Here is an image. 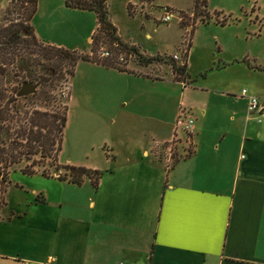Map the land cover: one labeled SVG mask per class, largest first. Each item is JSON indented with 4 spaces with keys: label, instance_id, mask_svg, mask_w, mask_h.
Returning <instances> with one entry per match:
<instances>
[{
    "label": "crops",
    "instance_id": "crops-1",
    "mask_svg": "<svg viewBox=\"0 0 264 264\" xmlns=\"http://www.w3.org/2000/svg\"><path fill=\"white\" fill-rule=\"evenodd\" d=\"M34 32L48 45L66 46ZM138 75L174 90L181 84ZM205 94L206 102L190 106L200 110L190 113L194 153L172 166L149 155L174 139L177 113L187 109L182 96L170 109L172 123L152 96L116 90L108 80L78 95L83 145L100 149L105 165L60 163L101 171L98 186L40 173L28 176L49 183L30 191L22 182H0V264H264V122L249 114L248 96L237 110L228 94ZM230 110L220 125L217 113ZM119 147L129 150L125 157Z\"/></svg>",
    "mask_w": 264,
    "mask_h": 264
},
{
    "label": "rangeland",
    "instance_id": "rangeland-1",
    "mask_svg": "<svg viewBox=\"0 0 264 264\" xmlns=\"http://www.w3.org/2000/svg\"><path fill=\"white\" fill-rule=\"evenodd\" d=\"M13 1L20 0H0V27L9 23L5 20L4 14ZM35 1L36 13L29 21L32 26L38 28L41 34L61 41L69 50H77L80 54L91 53L92 46L96 45L93 37L89 40L95 32L91 34L90 30H97L95 12L67 8L64 0ZM31 2L29 0L28 5L32 10L35 3ZM194 2L195 0H108L110 20L119 28V32L126 41L121 40L125 42L127 48L138 46L137 50L143 57L162 58L160 61L156 60L155 63L142 66L139 54L126 49L119 51L116 55L118 61H120V55H123L125 61L120 62L124 63L131 74L140 78L115 74L94 66L91 61L81 60L76 65L72 78L66 73L70 64L63 62L62 69L66 73L64 79L54 80L51 83L49 80L46 81L50 75L47 67L53 65L51 64L53 60L50 61L38 54L34 46L31 49L26 47L20 49L21 53L28 58V65L22 64L21 68L17 66L12 69L10 75L6 77V83L11 89L17 91H20L24 81L33 82L36 85L37 93L34 96L22 98V103L25 102L29 106L28 110L37 108L62 112L66 105L69 106L68 124L64 129L59 163L74 161L82 165H105L100 149L92 147L91 144L83 145L85 138L82 134L80 135V126L84 104L78 97L85 92L99 90L105 80L111 81L116 90L129 87L131 92L140 98L152 96L155 108L165 112L172 123L175 118L174 111L171 112V110H175L181 96V99L187 102V105H184L187 107L185 109L187 112L190 111L189 108H192L190 106L198 105L200 101L206 102L208 97L205 94L206 91L215 97L221 93L228 94L237 110L242 108L238 100L245 99L241 97L243 89H247L251 96H256L259 101L264 102V71L259 69L264 66V0H201L198 11L194 9ZM165 7L174 10L169 22L160 21L165 14ZM9 18H13L15 22L24 20L25 13L14 9ZM102 45L109 44L104 41ZM20 46L22 47V44ZM101 46L98 45L95 48L94 56L100 57L98 51ZM109 51L110 57H113L115 53H112L110 49ZM185 51H188L186 59L189 76L183 82L188 86L191 83L193 89H184L182 83H178V86H174L176 89L174 90L165 81L152 82L141 79L144 77L138 75L148 73L173 82L171 65L174 62L181 65L180 61L185 57ZM177 53L181 60L173 61L172 56ZM70 94L74 95V99H70L68 105ZM159 104H163L162 107L166 109ZM192 109L189 113L193 116L200 113L199 108ZM217 114L219 123L222 125L221 121L228 119L233 111ZM177 134L179 143L172 145L171 150L170 142L157 144L149 156L157 163L172 166L175 160L187 155L190 134L182 131ZM118 151L122 157H125L129 150L127 147H119ZM33 160H36L35 167L38 170L36 173L42 174L47 169L48 174H45V177L64 176L66 179L62 180L70 181L71 170L67 168L56 170L55 166L49 165L50 159L43 160L40 155L31 156L30 161L23 160L14 165L7 173L0 174V178L4 177L6 183L12 181L13 187H15L14 183L22 182L28 187V191L32 188L44 187L49 182H42L37 177L39 175L31 177L23 174L22 169ZM96 176V173L92 174L90 181L93 182ZM53 188L49 185V189ZM16 191L12 194L19 197ZM1 199L0 194V201Z\"/></svg>",
    "mask_w": 264,
    "mask_h": 264
},
{
    "label": "trees",
    "instance_id": "trees-1",
    "mask_svg": "<svg viewBox=\"0 0 264 264\" xmlns=\"http://www.w3.org/2000/svg\"><path fill=\"white\" fill-rule=\"evenodd\" d=\"M31 1V3H35L32 10L28 5L29 0L13 1L4 14V17H6L5 20L9 23L0 27V174L7 173L9 168L19 164L23 160L30 161L31 156L40 155L43 160L50 159L51 164L49 165L55 166L56 170L60 168L71 170L69 180L74 182V184L80 185L85 179H92V174L96 173L97 176L93 180L92 185L97 187L99 176L102 174L101 171L92 170L84 166L62 165L59 163L58 157L62 151L64 129L68 124L69 106L66 105L62 112L60 110L50 111L37 108L28 110L29 106L27 103H22V98H27V96L19 97L17 94L19 91L13 88L11 89L7 85L6 77L10 75L11 70L17 66L21 68L22 64L29 62L28 58L21 53L20 49L25 47L31 49L34 46L38 54H41L50 61L53 60V63H51L53 65H49L50 63H48L49 67H47L50 75L46 81L49 80L51 83L54 80L64 79L66 73L73 77L76 65L81 60L92 61L102 66L130 72L125 68L124 64L118 61V57H116L117 53L122 49L132 50L134 54H139L141 56L142 66L155 63L156 60L160 61L162 58H157L156 56L145 58L137 50L138 46H130L127 48L128 46L117 34V27L110 20L107 5L108 0H64L67 8L93 11L96 14L98 26L92 36L96 41V45L92 46L90 54H80L77 50H69L61 46L46 45L45 42L37 38L34 27L29 22L32 20L37 9L36 1ZM200 2L201 0H195L194 2V9L196 11L200 7ZM166 8L172 10L170 7ZM14 9L22 11L23 14L25 13V19L17 22L13 21V18L10 19V14ZM216 22L219 23L218 21ZM221 24L225 25L222 22ZM104 41L110 45L108 47L112 53H115L113 57L101 58L94 56L96 53L95 48L98 45L101 46ZM21 44L22 47L20 46ZM187 53L188 51L183 60L179 59L181 60V65L175 62L171 65L174 75L173 78L178 82L188 79L189 76L187 72ZM172 59L176 61L173 56ZM63 62L70 64V68L66 73L62 69ZM259 69L264 71V66L259 67ZM177 143H179V140L174 144ZM190 145L187 148V155L183 158H188L194 153ZM179 160H175L172 165H175ZM35 166L36 160H33L22 171L26 175H32L38 172ZM47 172V169H45L42 175L45 176V174H48ZM59 179H66V177L59 176ZM0 182L5 184V178H0Z\"/></svg>",
    "mask_w": 264,
    "mask_h": 264
},
{
    "label": "built area",
    "instance_id": "built-area-1",
    "mask_svg": "<svg viewBox=\"0 0 264 264\" xmlns=\"http://www.w3.org/2000/svg\"><path fill=\"white\" fill-rule=\"evenodd\" d=\"M174 11L169 10L165 7V14L160 18L161 22H169L171 20V17H173ZM108 45H102L98 51V54L100 57H110L111 53L109 49L107 48ZM173 58L176 60L180 59V55L174 54ZM120 61H125L123 58V55H120L119 58ZM124 64V63H122ZM183 86H188L187 84H184L183 81H181ZM243 96H248V112L250 115L255 116L256 120L258 122L263 121L264 119V102L259 101V98L256 96H251V94L248 93L247 89H243L242 91ZM195 119L193 116L187 112L184 108L180 109V112L178 113L176 120H175V128H174V139L170 142L169 149L171 150V147L176 141L179 140L178 132L182 131L186 134H189L193 127H194Z\"/></svg>",
    "mask_w": 264,
    "mask_h": 264
},
{
    "label": "water",
    "instance_id": "water-1",
    "mask_svg": "<svg viewBox=\"0 0 264 264\" xmlns=\"http://www.w3.org/2000/svg\"><path fill=\"white\" fill-rule=\"evenodd\" d=\"M37 93V87L33 82L24 81L22 83L20 91L17 93L19 97L30 96ZM58 175L60 174L57 173Z\"/></svg>",
    "mask_w": 264,
    "mask_h": 264
}]
</instances>
